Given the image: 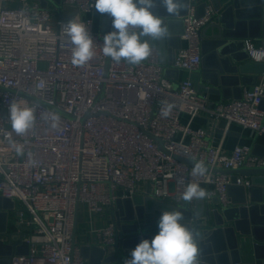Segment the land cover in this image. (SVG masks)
Returning <instances> with one entry per match:
<instances>
[{"label":"built area","instance_id":"obj_1","mask_svg":"<svg viewBox=\"0 0 264 264\" xmlns=\"http://www.w3.org/2000/svg\"><path fill=\"white\" fill-rule=\"evenodd\" d=\"M45 1L43 6L40 0H0V85L13 90L0 88V195L14 203L11 239L28 244L27 253L12 254L10 264H86L74 234L81 204L91 214H102L119 198L142 194L177 210L194 209L197 201L182 199L191 182L207 189L202 208L213 210L232 206L231 184L252 186L243 174L208 170L192 176L193 166L174 157L220 169L264 166L253 145L224 147L233 125L264 135V76L241 86L239 98L217 102L200 93L191 78L202 64L200 32L216 13L210 2L201 12L195 0L189 1L181 17L182 45L170 67L161 62L158 46L150 44L149 58L138 65L110 59L105 74L104 35L94 29L95 0ZM69 19L84 23L94 39L96 54L82 67L72 65L71 45L61 32ZM244 49L249 60L264 62L253 56L264 52L263 45L246 39ZM181 70L190 76L168 75ZM14 100L36 109L35 123L23 135L12 130L9 119ZM169 104L172 111L165 117L161 109ZM200 115L208 127L193 125ZM218 129L222 137L215 144L209 134ZM149 134L160 138L165 150ZM181 177L184 183H178ZM95 231L106 254L120 250L122 264L130 259L132 250L120 249L113 221Z\"/></svg>","mask_w":264,"mask_h":264},{"label":"water","instance_id":"obj_2","mask_svg":"<svg viewBox=\"0 0 264 264\" xmlns=\"http://www.w3.org/2000/svg\"><path fill=\"white\" fill-rule=\"evenodd\" d=\"M40 1L43 6L46 5L45 0ZM189 1L181 0L182 10L179 14H168L160 4V0H156V6L152 9L155 14L162 17L169 28V35L165 39L158 40L159 47L162 49L168 46L174 52V57L182 45L181 35L184 26L181 17L187 13ZM195 1L198 6L201 4L204 7L205 0ZM210 3L216 13L212 21L200 32L202 64L191 78L198 86L200 93L216 92L221 93L224 99L239 98L242 84L247 85L248 82L247 75L240 77L238 73L247 74L252 65L264 66L263 62H244L248 60L244 49L246 39L262 38L264 40V0H210ZM112 30V17L105 13L102 18L101 32L105 35ZM173 61L174 58L167 64L161 55V62L164 65L170 67ZM109 63L110 58L107 57L105 74L108 72ZM203 82H208L210 87L203 85ZM0 88L13 92L12 89L1 85ZM36 100L74 118L72 114L61 111L47 102ZM261 107L264 109V101ZM149 135L157 140L162 150H165L160 138ZM253 153L264 156V146L255 143ZM174 157L190 166H193L195 162L176 155ZM205 165L208 170L216 173L243 174L251 177L252 186L246 189L244 186L231 184L228 192L232 199V206L226 208L203 210L202 201H199L194 209L189 207L178 209L183 211L185 223L198 228L201 234L197 239L202 264H264V166L220 169ZM235 190L242 194L238 200L233 195ZM13 206L11 199L0 195V235L9 237L7 241L0 238V264H10L12 254L28 251L27 242L11 239L14 232L8 230V222ZM173 209H176V206L142 194L119 198L116 204L111 206L110 212L116 226L117 237L120 239V249L132 250L142 239H151L158 232L157 225L162 212ZM203 216L213 220L212 226L203 227L198 222L197 218ZM117 246L119 247V243ZM80 248L82 255L89 259L90 264H112L113 262L122 264L120 250L114 255H108L100 245L86 244Z\"/></svg>","mask_w":264,"mask_h":264},{"label":"clouds","instance_id":"obj_3","mask_svg":"<svg viewBox=\"0 0 264 264\" xmlns=\"http://www.w3.org/2000/svg\"><path fill=\"white\" fill-rule=\"evenodd\" d=\"M168 14H179L182 10L181 0H160ZM156 0H95V10L112 17L113 30L104 35L103 54L119 63L122 60L131 65H138L149 58L152 52L149 38L162 40L169 35V28L161 16L153 12ZM61 32L71 45V63L82 67L95 56L94 39L88 27L75 19H69L62 26ZM257 61L264 60V52L253 53ZM172 105L161 109V114L169 116ZM9 119L12 130L23 135L36 120L34 106H25L13 101L9 106ZM53 120H58L54 117ZM53 127L56 124L53 123ZM18 154H23L22 146L16 145ZM208 171L205 163L195 161L192 176H204ZM178 183H184L181 177ZM207 189L198 183L189 182L182 193V199L189 204L202 201L208 197ZM158 232L151 238L142 239L132 249L130 259L124 264H200L198 228L185 223L183 211L165 210L158 220Z\"/></svg>","mask_w":264,"mask_h":264},{"label":"crops","instance_id":"obj_4","mask_svg":"<svg viewBox=\"0 0 264 264\" xmlns=\"http://www.w3.org/2000/svg\"><path fill=\"white\" fill-rule=\"evenodd\" d=\"M205 2H210V0H205L203 3ZM202 6L201 4H199L198 9L199 11L202 10ZM93 18H94V29L97 32H101V27H102V18H103V14L98 13L96 10L93 14ZM100 21L101 24L100 26L97 24V26H99V29L95 28V22ZM252 42L255 43V45L264 46V40L261 39H252ZM149 43L150 44H156L159 48L160 51V56L162 55V58L166 60V63L169 64L172 60V58H174V52L168 47H164V48H160L159 47V41L158 40H152L149 38ZM251 60H246L244 62H249ZM262 63V62H261ZM264 63V62H263ZM170 75V77L174 78V79H182V78H187L190 76V74L186 71H179V72H169L168 73ZM238 75L240 77H242L243 75H247V85H243L242 86H251L255 83H257L258 81H260L263 76H264V66L257 64V65H252L249 67V72L247 74H243V73H238ZM203 85L207 86L208 88L209 83L208 82H203ZM234 88V87H232ZM211 100L217 102V101H223L224 97L222 96L221 93H216V92H208L205 91ZM228 99V98H227ZM193 125L195 127L197 126H203V127H208L209 123L208 120L206 119V117L204 115H200L198 116ZM221 127H223V123L219 124ZM221 129H218L217 131H215L214 133H210L209 134V138L213 140V142L215 144H217L220 140V138L222 137V131L220 132ZM255 143H259L261 144V146H264V135L261 136H256L254 134H252V132L250 130L247 129H243L240 126L237 125H233L228 134L225 136V142H224V147L230 151L236 144H250V145H254ZM234 198L235 199H240L241 198V192H239L238 190H235L234 193ZM215 208V206H214ZM14 215L10 213L9 216V222H8V230L11 232L14 229ZM112 222V215L110 212V209L107 210L106 212L102 213V214H91L89 212V209L87 207L86 204H81L79 207V211H78V216H77V221H76V230H75V243L76 245H78L79 247L82 245H86V244H90V245H99V238L97 236L96 233V229L103 227L109 223ZM199 223H201L203 225V227H209L212 226L213 224V220L211 218H208L207 216H203L199 218ZM6 238V237H5ZM86 264H90L89 259L86 260ZM112 264H118V262H113Z\"/></svg>","mask_w":264,"mask_h":264},{"label":"rangeland","instance_id":"obj_5","mask_svg":"<svg viewBox=\"0 0 264 264\" xmlns=\"http://www.w3.org/2000/svg\"><path fill=\"white\" fill-rule=\"evenodd\" d=\"M95 24H96V25H95V28H96V29H99V26H100L101 22L96 20ZM97 24H98L99 26H97ZM99 30H100V29H99Z\"/></svg>","mask_w":264,"mask_h":264}]
</instances>
